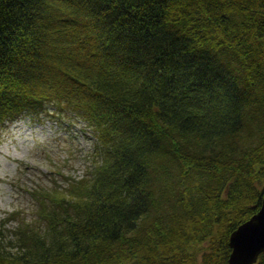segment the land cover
I'll use <instances>...</instances> for the list:
<instances>
[{
    "label": "trees",
    "instance_id": "1",
    "mask_svg": "<svg viewBox=\"0 0 264 264\" xmlns=\"http://www.w3.org/2000/svg\"><path fill=\"white\" fill-rule=\"evenodd\" d=\"M45 111L101 158L32 191L0 264H228L264 194V0H0V124Z\"/></svg>",
    "mask_w": 264,
    "mask_h": 264
},
{
    "label": "rangeland",
    "instance_id": "2",
    "mask_svg": "<svg viewBox=\"0 0 264 264\" xmlns=\"http://www.w3.org/2000/svg\"><path fill=\"white\" fill-rule=\"evenodd\" d=\"M254 134L237 135L227 143L230 152L239 155L257 144ZM98 144L93 129L78 116L45 111L1 123L0 226L8 233L20 220L34 218L37 206L32 191L54 181L65 186V176L87 173L101 158Z\"/></svg>",
    "mask_w": 264,
    "mask_h": 264
},
{
    "label": "water",
    "instance_id": "3",
    "mask_svg": "<svg viewBox=\"0 0 264 264\" xmlns=\"http://www.w3.org/2000/svg\"><path fill=\"white\" fill-rule=\"evenodd\" d=\"M228 264H254L264 252V195L260 208L229 235Z\"/></svg>",
    "mask_w": 264,
    "mask_h": 264
},
{
    "label": "snow or ice",
    "instance_id": "4",
    "mask_svg": "<svg viewBox=\"0 0 264 264\" xmlns=\"http://www.w3.org/2000/svg\"><path fill=\"white\" fill-rule=\"evenodd\" d=\"M189 74L194 77H200V76L210 77L211 68L207 66L193 64L192 67L189 69ZM133 167L135 166L133 165ZM134 177H135V172H133L132 177H130V182L133 184L135 183Z\"/></svg>",
    "mask_w": 264,
    "mask_h": 264
}]
</instances>
